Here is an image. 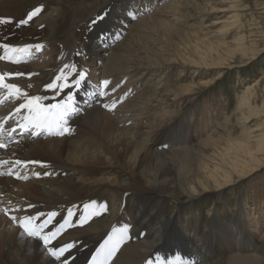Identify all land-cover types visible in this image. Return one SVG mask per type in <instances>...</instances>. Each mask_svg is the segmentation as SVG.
Wrapping results in <instances>:
<instances>
[{
  "label": "bare ground",
  "instance_id": "1",
  "mask_svg": "<svg viewBox=\"0 0 264 264\" xmlns=\"http://www.w3.org/2000/svg\"><path fill=\"white\" fill-rule=\"evenodd\" d=\"M23 1L0 0V19H3V22H0V57H10L8 60L0 59V72L5 77V84L12 82L14 77H30L29 80L32 78L40 81L49 77V74H37L25 69L19 64L16 54L23 53L26 50L24 46L30 42L36 43V47L44 45L46 41H55L64 46L70 31V28H63L65 27L64 21L62 23L56 17L38 20L40 12L28 25L19 23L23 21L17 17L21 12ZM55 1L59 17L60 9L66 7L70 0ZM142 1L156 3L158 0H113L110 3V9L101 15V18L106 21L105 26L103 29L98 28L97 32L93 34L94 41L98 43L101 38L108 35L114 36L111 38L117 40L123 30H126L127 23L135 17V13L141 8L140 5L135 8V4L143 3ZM123 12L126 14L122 15ZM130 12H133L131 17L128 16ZM116 21L120 24L115 23ZM41 29H46V31L39 34ZM33 37L35 38L31 39ZM184 38L187 42H182V44L185 46V51L190 52L188 55L184 51L182 59L188 66L209 67V64L222 67L223 62H227L239 53L236 47L227 46L222 40L213 43L198 38L200 42L193 43L189 34H185ZM198 43L200 44L198 45ZM110 45H112L111 41L100 50L91 49L90 55L92 58L103 60L105 54L112 51L113 55H108L107 58H112L117 66L118 61L124 58L122 54L124 49L121 48L122 44L119 42L115 43L113 49L108 47ZM240 46L241 49L248 48L245 44H240ZM26 53L32 55L34 51H26ZM247 55L248 53L243 52L242 56ZM63 56H58V64L63 63L60 58ZM207 57H210L212 63L208 62ZM220 58L223 59V62L218 61ZM63 65L61 64L59 67H63ZM74 68H76L75 64ZM15 73H23V75H10ZM186 76H180L179 80ZM41 83L45 84L44 81ZM93 85L85 79L81 88H71L69 92L76 94V106L82 110L80 116L76 115L79 117V124L73 123L76 118L69 120V126L72 129L71 135L66 134L64 139H60L61 137L56 135L52 139L60 140L52 143L51 139L43 141L48 134L43 132L37 139L28 140L27 138L15 153L12 150L13 153L9 157L14 154L15 157L11 158L13 161L8 164L9 168L16 166L17 170H20L22 165L15 164L18 159L21 161H42L48 167L42 169L43 177L41 179L35 178L27 183L19 181L15 173L9 176H0V203L5 198L12 202L17 201V196H8L13 188L24 191L21 198L26 201L31 199L25 206L33 205L32 208L28 207L29 210L26 211V214L57 213L54 221L45 231H51L60 220L68 216L69 210L75 211L76 215L73 217L74 223L77 224L80 213L84 212L85 204L106 205V211L103 208L95 209L100 214L93 215L88 223L80 226L84 228V232L82 231L83 233L79 237H69L63 242H53L50 245L54 247L62 246L64 243H75L68 264L86 263L108 231L117 224H123L119 230L128 226L130 238L134 235L131 241L126 244L130 249L126 245L121 249L124 250L120 256L125 258L126 264H143L144 253L149 256L156 255L157 259H170L172 250L174 257L184 261L186 259L189 264H264V247L255 244L254 234L247 228L251 226V222H254L252 219L254 213L249 214L242 206L236 205L237 208L229 210V208H223V205L219 207L218 204L216 212L207 215L193 214L190 217L188 214L186 217L183 214L167 217L165 215L166 205L163 206V202L167 203L168 201L177 204L179 201L194 200L201 196L210 198L207 195L220 193L264 168V132L254 136V131L245 125L250 121L246 117L247 113L238 118L239 126L242 124L243 127L240 134L236 135L239 129L234 125L228 135L218 132L216 137L211 135L195 144L194 133H199L201 129L193 121L198 109L194 105L192 106L191 97L208 87L209 84H205L200 90L196 88L195 84L185 85L182 87V103L178 104L174 113L176 117L166 120L165 123L162 122L164 125L160 126L161 128L156 132L149 146L136 142L133 166L127 167L125 162L127 148L124 146L121 152L114 153V147H109L105 143L106 138L111 137L112 134L108 135L105 131L99 134L97 130L98 120L102 121L101 106L92 104L98 94L95 85ZM253 87H247L241 102L242 105L251 106L252 115L260 118L264 116V105L259 110L252 106L251 100L256 95ZM4 89L1 88L2 93ZM7 93L14 102L18 101L13 95H10V91L7 90ZM90 93L96 95L93 97L89 95ZM64 94L62 97L52 99L53 95L44 93L42 95L45 98L43 102L46 104L62 102L67 98L66 93ZM85 105H90V107L87 106L84 110ZM18 114L20 116L27 115L26 112ZM5 115L12 116L13 111L0 110V118H4ZM229 123H232V120H229ZM215 124H219V121H216ZM262 127H264V121L257 126L259 129ZM115 128L116 125H112L106 130ZM54 131L56 130L54 129ZM86 133H89V136L84 144H80V146L72 144L77 137ZM100 151L112 155L113 166L111 164L107 166V163H102L99 159V163L83 161L86 166L79 175H85L88 187L78 181L77 170L60 168L61 165L60 167L55 165L65 163L63 161L65 153L73 156V159L75 156L81 162L80 158H89V155L95 158ZM79 154L82 157H79ZM0 161L4 160L0 159ZM51 165L55 166L49 167ZM45 173H52V175H45ZM41 184L46 189L45 192H42V187L39 186ZM23 185L28 186L29 189L26 190ZM84 191L89 196L85 197L82 194ZM147 192L154 196L149 197ZM0 206L2 208L1 204ZM89 211H93V209H89ZM40 222L37 221V223ZM15 225L0 211V247H5L4 254L0 255V262L3 264H60V261H56L44 250L42 242L38 238L26 237L18 228L16 229ZM66 227L68 228V226ZM218 240L225 243L224 245H230L227 248L231 247V250L222 252L220 260L215 262L218 257L213 256L212 249L216 243H219ZM165 244H168L172 250H163ZM131 249L134 250L131 252ZM76 250L79 251L77 256L74 255ZM226 251L228 250L226 249Z\"/></svg>",
  "mask_w": 264,
  "mask_h": 264
},
{
  "label": "rangeland",
  "instance_id": "2",
  "mask_svg": "<svg viewBox=\"0 0 264 264\" xmlns=\"http://www.w3.org/2000/svg\"><path fill=\"white\" fill-rule=\"evenodd\" d=\"M112 1L70 0L66 7L60 9L61 12L58 17L59 11L56 8L55 0H24L21 5V12L17 15L18 19L24 20L31 13V10L40 9L38 20L56 17L61 22L64 21V23L62 22L65 25L63 28H70V31L64 46L55 41H46L44 45L37 48L36 43L30 42L24 46L26 50L23 53L16 54L19 64L25 69L37 74H49V77L42 80L45 84H42L40 80L32 78L29 80L30 77H14V80L9 84H16L30 97L42 96L46 93L53 95L52 99H55L70 92V90L65 89L63 93L58 91L54 93L46 87L54 82L55 77L61 71L67 73L71 82L78 78L80 72L85 73V79L95 85L93 86L97 93L100 91L107 92L104 97L97 94L92 101L93 106H101L100 117L102 121L98 120L97 130L99 134L104 131L108 135L112 134L111 137L106 138L105 143L109 147H114V153L121 152L124 146L127 148L125 156L127 167L133 166L136 142L149 146L152 138L161 128L160 126L164 125L162 122L165 123L166 120L176 117L174 113L178 104L182 103V87L185 85L195 84L196 88L200 90L205 84H209L208 87L191 97L192 106L194 105L198 109L193 121L201 129L199 133H194L195 144L211 135L216 137L218 132L228 135L234 125L239 129L236 135L240 134L243 127L242 124L239 126L238 118L246 113V117L250 121H248L249 124L246 123L245 125L254 131V136L264 132V127L262 129L257 128L258 124L264 121V116L260 118L253 116L250 112L253 111L251 106L242 105L241 102L247 87L254 86L256 95L251 100L252 106L259 110L264 105V0H158L156 3L142 1L143 3L135 4V8L139 5L141 8L137 10L138 14L136 15V12L135 17L127 23L126 30H123L122 35L118 37L119 39H112L114 36L108 35L101 38L100 42L97 43L92 38L93 34L97 32L98 28H104L106 21L101 18V15L110 9ZM125 14L126 12H123L122 15ZM132 15L133 12H130L128 16L131 17ZM115 23L120 24L117 21ZM44 31L46 29H41L39 34ZM185 34L190 35L193 43L200 42L198 38L213 43L222 40L227 46L236 47L239 53L230 58L229 62H225L226 64L222 58L218 59V61L223 62L222 67L210 66L209 64V67L188 66L182 59L185 51L182 42H187L184 38ZM110 41L112 45L108 47L111 49L117 42L122 44L121 48L124 49V53H122L124 58L118 61L117 66L112 58H107L108 55H113L112 51L107 52V54L104 52L105 58L103 60L92 58L90 55L91 49L100 50ZM240 44H245L248 48L246 50L241 49ZM26 51H34V53L31 55ZM189 52L187 50L185 54L189 55ZM243 52L248 53V55L242 56ZM60 55H64L60 57L63 63L58 64V56ZM253 56L254 58H252ZM207 58L208 62L212 63L210 57ZM61 64H64L63 67H59ZM74 64L77 70H74L76 69ZM65 65L68 67L65 68ZM183 75L187 76L179 80V77ZM105 80L109 81L107 89L102 86ZM7 90H3L2 96L8 97ZM7 99V105L2 107V110L15 111L19 104L13 103L14 100H10L9 97ZM105 103L109 106L108 109L103 106ZM88 106L90 107V105ZM84 107L87 108V106ZM229 120H232V123H229ZM216 121H219V124L216 125ZM79 122L78 117L74 124H79ZM206 124L207 127L205 128ZM112 125H116V128L107 131L106 128H110ZM88 136L89 133L81 134L72 144L80 146V144L85 143L84 141L87 140ZM65 137L66 135L60 139ZM60 139H51V141L55 143ZM48 140L50 139L44 138L43 141ZM22 143H19V146ZM3 149L7 150L6 147ZM17 149V147L16 150L13 149L14 153ZM11 150L10 148L5 153L11 152ZM14 155L12 156L13 159ZM78 156L82 157L81 154ZM111 157V154L100 151L95 158L89 155V158H80V162L75 156L73 159V156L65 153L63 156L65 163L55 165L59 167L61 165L60 168L77 170L78 181L88 187L86 186L85 175H79L86 166L83 161L99 163V159L102 163L105 162L107 166H110L109 164L112 165L113 163ZM22 168L24 166L20 170ZM40 168L44 169L45 167ZM261 170L252 176L245 177L244 180L233 185L234 187L230 186L220 193L207 195L210 198L201 196L194 200L179 201L177 204L169 201L163 202V206L166 205L165 215L174 217L183 214L186 217L188 214L190 217L193 214L207 215L216 212L218 211L216 209L218 204L219 207L223 205V208H229V210L231 208L233 210L236 205L242 206L249 214L254 213L255 216H252L254 222H251V226L247 228L249 232L254 234L255 244L264 247V168ZM35 174L37 176V173ZM30 177V175L27 176L28 179ZM42 177L43 172L41 170L38 178L41 179ZM23 186L26 190L29 189L28 186ZM39 186L42 187V192L46 191L42 184ZM23 193L24 191L19 188L12 189L8 196H17V204H12L10 208L26 207L25 205L31 199H27V201L22 199ZM82 194L85 197L89 196L85 191ZM147 195L149 197L154 196L149 192ZM4 201L12 200L5 198L0 203L9 207L8 203L4 204ZM15 205L17 206L15 207ZM108 216L111 217V215ZM78 225L74 223L72 232L62 237L63 240H55L54 242L60 243L69 237H79L84 232V228ZM15 226L23 234L18 225ZM68 229L71 228L66 227V230ZM218 241L219 243H216L212 249L213 256L218 257L215 262L220 260L222 252L231 250V247L227 248L230 245H224L225 243ZM4 248L0 247V255L4 254ZM127 248L130 249L128 246ZM168 249L172 250L168 244L163 245V250ZM123 250H120L119 254L115 256V260L112 259V263L109 262V264H126L125 258L120 256ZM133 250L131 249V252ZM78 252L76 250L74 255L77 256ZM144 254L143 264L151 257L149 254ZM173 254L172 250L171 258L174 257ZM0 264L3 263L0 262Z\"/></svg>",
  "mask_w": 264,
  "mask_h": 264
},
{
  "label": "snow or ice",
  "instance_id": "3",
  "mask_svg": "<svg viewBox=\"0 0 264 264\" xmlns=\"http://www.w3.org/2000/svg\"><path fill=\"white\" fill-rule=\"evenodd\" d=\"M41 10L36 9L28 14V16L19 23L23 25H28L30 21L33 20L35 16L39 14ZM0 22H3V19H0ZM40 46H37L39 48ZM0 59L8 60L10 57L4 56ZM68 66L65 65V68ZM75 70V69H74ZM10 75H23V73H15ZM86 74L80 72L78 78L71 82L65 71H61L59 75L55 77L54 82L48 84L46 87L48 90L55 92L63 93L65 89H79L82 85V82L85 80ZM5 77L0 75V88H5L10 91V95H13L15 99L20 101L19 105L16 108V113L26 112L27 115L23 117L22 120L17 121V127L11 128V132L19 131L21 134L32 133L35 130L36 135H40V132H47L49 135H57L60 137L71 135L72 129L69 126V120L76 115H79L82 110L78 109L77 99L75 93H66L67 98L62 102L46 104L44 103V97L42 96H28L27 92H23L20 87L16 84H5ZM109 81H103V88L107 89ZM90 96L96 95L95 93H90ZM100 97L107 95L106 91H100L98 93ZM106 109L109 106L105 103L103 105ZM110 111L112 109H109ZM56 130L53 132V130ZM3 133V128H0V134ZM5 143H0V148H4ZM16 165H22L28 167L29 164L39 165L41 167H46L47 165L42 161H21L16 160ZM9 175L14 173L9 172ZM16 178L20 179V175L15 173ZM45 175H52V173H45ZM39 176V173H37ZM29 208H32L33 205H29ZM84 212L80 213L78 217L79 225L83 226L92 218L93 215H99L100 213L95 211L97 208H103L107 210L106 205H98L95 203L85 204L83 206ZM93 209V211H89ZM14 224H17L20 229H22L23 234L29 238H38L42 242L44 250L56 261H60V264H68L70 257L72 256V249L75 247V243H64L62 246L56 245L54 247L50 246L58 238L61 232L65 229V226H73V221L71 219H65L64 223L60 226V229L57 231H45L48 226L54 221V218L57 216L56 212H51L48 214H25L23 217H17L16 215H11L13 211H24L23 209H13L5 208L0 209ZM68 217L71 218L76 215L75 211L69 210ZM42 217H45L42 219ZM37 221H41L37 223ZM129 228L125 226L124 228L116 231L114 230L113 236H110L109 239L102 246L100 252L97 253L96 257L92 259L91 264H109V262L116 256L117 252L120 250L122 243L130 239L128 235ZM146 264H153V261H147ZM157 264H162V262H157Z\"/></svg>",
  "mask_w": 264,
  "mask_h": 264
}]
</instances>
